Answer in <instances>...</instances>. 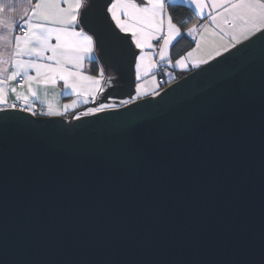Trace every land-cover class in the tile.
<instances>
[{"label":"snow or ice","instance_id":"obj_1","mask_svg":"<svg viewBox=\"0 0 264 264\" xmlns=\"http://www.w3.org/2000/svg\"><path fill=\"white\" fill-rule=\"evenodd\" d=\"M182 2L192 6L196 22L175 20L167 0H0V141H6L11 128L34 135L49 126L69 134L85 126L123 130L119 151L157 181L171 178L181 188L192 181L195 169L206 170L191 193L194 204L219 180V168L227 161L232 198L227 227L220 233L227 253L216 259L172 257L139 264H264V72L258 95L240 73H226L223 86L231 89L228 95L221 92L179 120L160 122L161 113L175 118L195 101L185 103L181 95L189 80L212 72L216 65H235L239 54L257 43L264 44V0ZM185 36L191 37L194 46L181 54L175 47ZM91 65H95L94 73ZM168 67L192 74L175 88L164 90L161 85L173 79ZM108 71L116 75H106ZM157 73L169 79L161 80ZM49 93L53 99L61 94L75 99L61 107L48 98ZM121 95L126 98L117 101ZM165 98L172 102L166 103ZM36 101L46 108L40 112L46 117L66 116L81 103L95 106L75 111L72 119L80 121L75 125L20 115L35 117ZM257 105L258 115H254ZM121 108L123 112L118 111ZM82 117L94 119L84 121ZM257 129L259 226L254 230L245 219L255 188L249 179L251 162L246 153L255 144ZM202 131L207 135L195 145L200 156L193 159V140ZM176 143L187 150L175 151ZM178 201L176 191L171 202L162 201L161 208L166 210ZM8 235L5 206L0 215V250L5 255ZM4 264L34 262L6 259ZM41 264L138 262L64 260Z\"/></svg>","mask_w":264,"mask_h":264},{"label":"water","instance_id":"obj_2","mask_svg":"<svg viewBox=\"0 0 264 264\" xmlns=\"http://www.w3.org/2000/svg\"><path fill=\"white\" fill-rule=\"evenodd\" d=\"M108 72L116 75L114 71ZM262 72L264 44L257 43L239 54L235 65H216L212 72L184 84L181 89L184 102L195 101L175 118L161 113L160 122L179 120L196 110L203 100H214L221 92L228 95L231 89L223 86L226 73H240L258 95ZM191 74L184 72L162 88H175ZM123 98L126 96L116 97ZM165 102L171 103L172 98H165ZM20 115L32 120L80 123L70 116L31 117L23 112ZM254 115H258V105ZM93 119L82 117L84 121ZM206 135L202 131L194 137L193 159L200 156L195 145ZM124 136L123 130L100 131L96 126H85L73 134L61 131L58 126L45 127L38 135L9 129L6 141H0V215L6 206L9 232L8 251L5 255L0 250V264L6 259L34 264L64 260H120L139 264L172 257L216 259L227 253L220 233L227 227L232 198L229 163L225 161L220 166L219 180L194 204L191 193L199 179L206 176V170L195 169L192 181L181 188L171 178L157 181L119 151ZM173 147L175 151L187 150L181 143ZM246 155L251 162L249 179L255 188L250 196L252 207L245 219L256 230L258 129L255 144ZM176 191L179 201L162 210V201L171 202Z\"/></svg>","mask_w":264,"mask_h":264},{"label":"trees","instance_id":"obj_3","mask_svg":"<svg viewBox=\"0 0 264 264\" xmlns=\"http://www.w3.org/2000/svg\"><path fill=\"white\" fill-rule=\"evenodd\" d=\"M167 3H168L169 11L173 14L175 20L177 21L186 20L187 23L190 24L196 22V20L198 19L195 13L186 4L175 3V2H167ZM188 17H191V19L189 20ZM189 46H193L192 39L191 37L185 36L184 39L180 40V42L176 45L175 51L183 54V50L187 49ZM164 85L166 84H162L161 86L163 87ZM81 109L82 108H80L79 110Z\"/></svg>","mask_w":264,"mask_h":264},{"label":"crops","instance_id":"obj_4","mask_svg":"<svg viewBox=\"0 0 264 264\" xmlns=\"http://www.w3.org/2000/svg\"><path fill=\"white\" fill-rule=\"evenodd\" d=\"M167 2H175V3H183V4H186L187 6H189L191 8V10L194 12V9L192 8L191 5H189L188 3H185V2H182V0H167ZM195 13V12H194ZM196 15V14H195ZM194 46V44H193ZM92 67V70H93V73L95 72V67L94 65H91ZM173 70L170 71L172 73V76H173V79L179 77L180 74L184 73V71H182L181 69L179 68H172ZM164 79H169L167 76H164ZM172 79V80H173ZM162 87V86H161ZM50 100H52V102L54 104H58L62 107L63 104L65 103H69L72 99H75L74 96L72 95H68V94H61L60 96L56 97L53 99L51 93H49V97H48ZM42 99H43V94H42ZM92 104V102H89L88 104H79L77 106V109L74 110V111H70L68 115H66L65 117H69L71 114H74L75 111L79 110L80 108L82 109H86L87 107H89L90 105ZM36 107L37 108H40L42 109L43 111H46V108L40 104L39 101H36Z\"/></svg>","mask_w":264,"mask_h":264},{"label":"built area","instance_id":"obj_5","mask_svg":"<svg viewBox=\"0 0 264 264\" xmlns=\"http://www.w3.org/2000/svg\"><path fill=\"white\" fill-rule=\"evenodd\" d=\"M158 74V77L161 79V80H164V78H163V76H160V74L159 73H157ZM85 110V108L84 109H81V110H79V111H84ZM41 111H43L42 109H40V108H37V114H40V112ZM74 114H72V115H70V119H72V116H73ZM66 118H68V117H66Z\"/></svg>","mask_w":264,"mask_h":264},{"label":"rangeland","instance_id":"obj_6","mask_svg":"<svg viewBox=\"0 0 264 264\" xmlns=\"http://www.w3.org/2000/svg\"><path fill=\"white\" fill-rule=\"evenodd\" d=\"M172 70H173V69H172L171 67H168V68H167V71H169V72L172 71ZM106 75H110V76H111V72H107ZM157 76H158V74H157ZM158 78H159V77H158ZM163 78H164V76H163ZM159 79H160V78H159ZM133 94H134V93H133ZM118 100H119V99H117V101H118ZM89 107H93V106H89Z\"/></svg>","mask_w":264,"mask_h":264}]
</instances>
